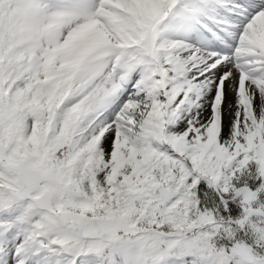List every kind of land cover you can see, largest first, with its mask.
<instances>
[{
  "label": "snow or ice",
  "instance_id": "obj_1",
  "mask_svg": "<svg viewBox=\"0 0 264 264\" xmlns=\"http://www.w3.org/2000/svg\"><path fill=\"white\" fill-rule=\"evenodd\" d=\"M0 264H264V0H0Z\"/></svg>",
  "mask_w": 264,
  "mask_h": 264
}]
</instances>
